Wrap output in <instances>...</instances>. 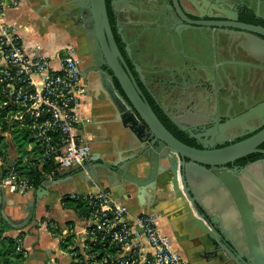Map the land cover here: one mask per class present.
<instances>
[{"label":"flooded vegetation","instance_id":"flooded-vegetation-1","mask_svg":"<svg viewBox=\"0 0 264 264\" xmlns=\"http://www.w3.org/2000/svg\"><path fill=\"white\" fill-rule=\"evenodd\" d=\"M103 2L116 48L153 110L172 125L179 140L197 148L216 149L241 142L264 128V108L254 110L264 102V0ZM72 13L78 15L75 9ZM66 17L76 30L74 50L83 95H108L107 80L121 92L106 65L104 51L115 54L128 70L114 52L106 28L103 26L102 40L98 31L86 24V13L76 21L67 13ZM248 112L254 115L253 120L240 119ZM256 148L259 150L223 165L241 169L261 160L253 171L264 182V141ZM259 195L258 203H264V193ZM259 215L255 220L263 225L264 234V216ZM244 221L241 216L240 222ZM219 241L224 252L210 257L214 245L209 243L197 250L198 261L186 259L187 264H233L234 259L244 264L239 258L242 254L228 240L221 237ZM210 258L214 263L202 261Z\"/></svg>","mask_w":264,"mask_h":264},{"label":"water","instance_id":"water-1","mask_svg":"<svg viewBox=\"0 0 264 264\" xmlns=\"http://www.w3.org/2000/svg\"><path fill=\"white\" fill-rule=\"evenodd\" d=\"M37 1L40 6L59 12L63 10L74 21L86 13V24L88 22L96 29L102 40L104 26L114 52L128 70L127 72L123 69L115 54L109 50L104 51L106 65L116 78L121 91L107 80V99L115 107V117L118 119L122 116L129 122L127 131L131 139L125 154L114 156L107 151L104 155L95 157L89 153L80 164L70 166L66 173L75 171L74 174L82 180L94 183L104 180L110 191L118 194H125L128 187H133L138 198L143 195L145 187L153 191L157 188L156 183L165 185L171 181L175 195L187 201L188 214L206 232L208 240L214 245L212 251L208 252L210 257L224 252L225 246L219 241L222 237L242 254L239 258L244 264H264V234L261 233L263 225L255 220L259 214L261 218L264 216V203H258L262 199L259 193H264V182L253 171L262 161L252 162L241 169H230L223 165L258 151L256 146L264 141V128L241 142L216 149L197 148L184 143L161 121L121 57L109 29L103 0ZM73 9L78 13L76 17L73 16ZM198 55L202 56L200 52ZM221 72L224 74L225 70ZM213 74L218 76L219 73L214 70ZM209 76L212 78L213 75L208 74ZM220 104L217 101L216 106ZM263 108L264 102L254 110ZM251 114L252 112L245 113L240 119L253 120L255 117ZM170 119L177 124L175 119ZM58 183L54 179L48 184L41 182L32 196L24 204L20 203L25 214L23 217L13 218L1 206L0 218L13 229L26 227L32 221L43 193L47 192L50 185ZM3 200V186L0 185V202ZM240 215L245 218L244 223L240 222ZM231 261L238 264L235 259Z\"/></svg>","mask_w":264,"mask_h":264},{"label":"built area","instance_id":"built-area-1","mask_svg":"<svg viewBox=\"0 0 264 264\" xmlns=\"http://www.w3.org/2000/svg\"><path fill=\"white\" fill-rule=\"evenodd\" d=\"M20 3L0 0V127L6 124L3 133L10 135L25 130L41 158L59 167L80 164L89 155L82 125L91 119L80 114L83 87L74 47L63 44L50 54L38 44L26 48L15 21L4 17L7 8ZM0 164L3 187L27 195L33 184L7 165L1 152ZM65 199L84 202L89 209L80 216L79 231L73 224L44 221L68 264H187L153 213L131 211L108 187L96 185L63 195ZM16 237L25 256L22 237Z\"/></svg>","mask_w":264,"mask_h":264},{"label":"crops","instance_id":"crops-1","mask_svg":"<svg viewBox=\"0 0 264 264\" xmlns=\"http://www.w3.org/2000/svg\"><path fill=\"white\" fill-rule=\"evenodd\" d=\"M4 17L8 21H15L26 48L38 44L44 53L50 54L63 44L75 46V27L63 10L59 12L40 6L37 0H21L18 7L7 8ZM196 54L198 55L199 52ZM157 62L160 63L161 60ZM97 93L83 95L80 105V114L91 119L90 122H84L82 125V132L89 144V153L95 157L104 155L107 151L114 156L115 154L123 155L131 139L127 131L129 122L122 116L118 119L115 117V107L107 99L109 94L105 93L101 97L100 93ZM1 138L2 143L6 145V158L8 164L11 160V166L29 164L31 163L29 161L35 158L32 153H29L34 147L31 141L25 143L28 154L21 157L12 135L2 133ZM69 167H58L55 173L43 174L45 178L42 182L48 184L54 179L59 183L50 185L47 192L43 193L35 208L34 217L26 227L13 229L0 218V228L4 227L7 235L16 237L23 232L22 245L26 250L25 264H68V257L65 251L60 249L57 238L45 227V219H51L61 227L73 224L75 230L79 231L83 223L79 213L73 202L63 201L62 196L91 189L96 185L108 187L104 180L94 183L82 180L74 174L75 171L66 173ZM2 173L0 164V185H2ZM156 185L157 188L153 191L145 187L141 198L133 192V187H128L125 194L113 193L115 198L124 201L131 211L146 210L153 213L165 231L171 235L174 247L187 260L191 259L195 263L199 260L197 250L200 247L204 248L203 245L207 247L210 243L206 232L197 225L192 216L190 217L186 210L187 201L175 195L171 181L165 185L158 183ZM37 186H34L27 195H20L3 187L4 200L0 202V207L3 206L4 212L13 218L23 217L25 214L20 203L24 204ZM202 261L214 263L215 260L210 258L202 259Z\"/></svg>","mask_w":264,"mask_h":264},{"label":"trees","instance_id":"trees-1","mask_svg":"<svg viewBox=\"0 0 264 264\" xmlns=\"http://www.w3.org/2000/svg\"><path fill=\"white\" fill-rule=\"evenodd\" d=\"M156 114L159 116L164 125L176 136L175 132L172 129V125L164 119L162 114ZM7 129L6 124L2 123L0 127V152L6 153V145L2 143V133ZM12 137L14 138V143L17 145L18 152H20L21 157H24L28 154L26 151L25 143L31 141L28 133L25 130H15L12 133ZM32 153L35 158L31 159L29 162H33L32 164H23L12 166L17 171L20 172L21 175L28 178V180L33 184V186L39 185L43 179V174L55 173L57 168L59 167L54 161L51 159L46 160L41 158V151L37 146H34L33 149L29 152ZM7 156V155H6ZM8 165V161H7ZM65 199L64 201H66ZM73 202L74 207L77 209L79 216H86L89 209L86 203L78 201V200H69ZM23 232H20L18 237H23ZM66 246V243L63 244ZM25 256L23 255L22 249L18 248V240L17 237H12L5 233L4 227L0 228V264H25L24 262Z\"/></svg>","mask_w":264,"mask_h":264}]
</instances>
